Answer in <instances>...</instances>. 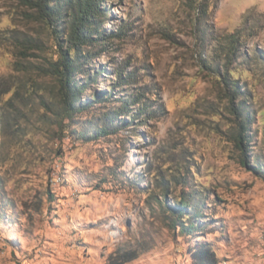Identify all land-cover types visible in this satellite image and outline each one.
<instances>
[{
	"label": "rangeland",
	"instance_id": "374dc122",
	"mask_svg": "<svg viewBox=\"0 0 264 264\" xmlns=\"http://www.w3.org/2000/svg\"><path fill=\"white\" fill-rule=\"evenodd\" d=\"M104 7L67 118L51 29L0 0V264H264V0Z\"/></svg>",
	"mask_w": 264,
	"mask_h": 264
},
{
	"label": "trees",
	"instance_id": "16d2710c",
	"mask_svg": "<svg viewBox=\"0 0 264 264\" xmlns=\"http://www.w3.org/2000/svg\"><path fill=\"white\" fill-rule=\"evenodd\" d=\"M105 0H27L30 8L35 10V15L41 19L53 33V43L56 56L46 64V68H42L46 73H49L57 78L60 83V89L63 98V112L65 117H71L75 112L80 111L81 105H77L79 101L78 94L84 89L83 86L74 84V77L82 71L81 60H88L84 46H91L95 41L100 39H110L111 33L104 32L103 24L104 17L107 15L104 7ZM62 22H65L64 27ZM111 36V37H110ZM230 44L234 45L238 41L237 34L229 36ZM231 45V46H232ZM97 71L95 70V74ZM231 74V72H230ZM94 75V73H93ZM93 75H88L89 76ZM118 74V79L121 78ZM232 76V74L230 75ZM234 90V89H233ZM236 91V90H234ZM234 98V95H233ZM137 101H123V108L117 109V112L128 108V105H133ZM129 109V108H128ZM238 114L239 106L233 108ZM133 117V114L130 115ZM247 122L240 121L237 132V141L243 145L245 141V130ZM106 123H102L93 136L89 139H95L100 135L108 132ZM82 135H84L82 133ZM240 145V144H239ZM243 148V147H242ZM244 150V149H243ZM187 202L181 199L178 206L172 209L177 213V219H180L185 211L184 206ZM182 230L191 232L194 229L193 224L182 225ZM139 252L137 249H128L117 254L108 260L107 264H124L135 259ZM196 264H216L214 254L210 252V247L206 245H198L191 253Z\"/></svg>",
	"mask_w": 264,
	"mask_h": 264
}]
</instances>
